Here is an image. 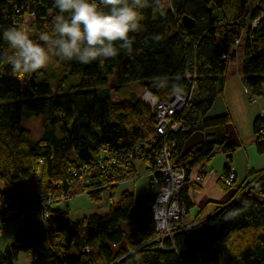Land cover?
Instances as JSON below:
<instances>
[{"label": "trees", "instance_id": "1", "mask_svg": "<svg viewBox=\"0 0 264 264\" xmlns=\"http://www.w3.org/2000/svg\"><path fill=\"white\" fill-rule=\"evenodd\" d=\"M170 2L169 9L160 0L162 7L140 10L143 30L130 33L135 37L131 55L121 51L114 58L87 65L52 56L60 65L81 72V82L71 92L53 95L49 83L36 81L32 74H14L0 61V205L8 202L9 220L21 217L14 242L0 248V264H14L20 251L30 252V264H132L130 254L137 251L142 264H264V168L249 171L231 199L214 213L197 215L194 225L161 242L155 240L152 209L157 193L137 196L126 188L114 201L118 186L136 176L135 159L147 161L148 170L154 167L148 157L156 144L144 147L143 141H162L153 109L142 98L144 91L163 100L173 94L171 84L179 83L190 93L188 106L175 116L189 130L171 135L178 140L172 160L210 161L226 152L222 174L232 167V151L239 145L227 141L230 114L209 113L224 92L227 70L241 44L242 83L253 98H264V0ZM57 13L53 0H0V50L7 49L2 39L5 28L22 29L31 14L35 31L30 36L38 41L42 31L51 29ZM114 73L117 81L109 83ZM160 79H166L168 86H154ZM133 83L137 85L132 87ZM113 90L119 95L127 90L128 98L113 101ZM261 115L253 122L259 151L264 150ZM196 130L204 131L206 138L183 157V143ZM117 153L123 158L114 157ZM124 160H130L129 170L121 165ZM252 174L257 176L248 181ZM28 176L35 180L32 199L21 191L13 195L16 182ZM219 180L227 188L234 187L237 174L232 185ZM188 181L181 194L187 211L192 208ZM75 183L96 201L109 191V212L73 220L69 207L57 208V203L70 197ZM243 201L248 202L247 209L237 219L225 221L224 214L240 208ZM8 222L0 221V232L6 231ZM124 223L132 226L135 238Z\"/></svg>", "mask_w": 264, "mask_h": 264}, {"label": "rangeland", "instance_id": "2", "mask_svg": "<svg viewBox=\"0 0 264 264\" xmlns=\"http://www.w3.org/2000/svg\"><path fill=\"white\" fill-rule=\"evenodd\" d=\"M162 1L164 3L165 9H169L171 7L170 0ZM33 22L34 17L31 14H28L22 26V29L28 32L30 35H33L35 31L33 28H31V24ZM243 57L244 47L243 44H241L237 46L236 59L230 64L227 70L224 92L219 94L209 114H217L215 112H218V108L222 105L225 107L222 112H228L230 114L231 122L228 124L227 141L239 145L234 151H232L231 165L239 175L244 176L246 173V176H248L249 171H257L264 168V150L259 151L257 148V135L255 134L253 127L255 117L260 116L262 114L261 112H263L264 115V98H253L242 84L239 76L241 74L240 65ZM32 75L38 82L44 81L49 83L52 87L53 95L71 92L73 87L79 85L82 79L81 72H73L70 67L62 66L51 58L45 68L32 73ZM108 81L109 83H116V73L109 76ZM136 85L137 83H133L132 87H135ZM137 90L138 92L143 93V89L141 87L138 86ZM127 94V90L123 91L121 95L113 90L111 92V98L115 102H122L125 98H128ZM227 159L226 152H219L215 154L212 160L208 162V166L209 168H213L221 174L224 170L225 164L228 161ZM135 160L136 161L134 165L137 170L136 176L128 178V180H125L121 185L118 186L113 197L114 201L120 198L121 192L126 188L133 191L137 196L143 195L145 193L151 194V192L154 191V188L150 182V180L153 178L151 175H148L147 168L149 164L144 159ZM256 176V174H252L248 181H251ZM241 182L242 180L239 181L238 185H240ZM35 189V180L33 176H28L16 182V191L13 192V195H15L17 191H21L26 199L31 200L32 195L35 193ZM70 192V197L66 201H61L55 206L57 208L63 209L69 207L71 210L70 216L73 220H80L84 216H87L91 213L105 215L109 212L111 206V196L109 191L103 193L102 199L100 201L92 200L88 195L81 192V188L77 183H75L70 189ZM193 212L194 210H192L189 215H192ZM193 224L194 223L192 222L188 225ZM20 228L21 217L20 215H15L11 220H9L6 231L0 232L1 249L5 248L7 244L14 242V235ZM124 228L131 232V235H133L132 237L135 238L131 225L124 223ZM170 233L172 234V232ZM158 241L161 242V240ZM30 263V252L27 251H20L18 258L14 261V264Z\"/></svg>", "mask_w": 264, "mask_h": 264}, {"label": "clouds", "instance_id": "3", "mask_svg": "<svg viewBox=\"0 0 264 264\" xmlns=\"http://www.w3.org/2000/svg\"><path fill=\"white\" fill-rule=\"evenodd\" d=\"M152 5L162 7L160 0H53L58 13L52 18L51 29L42 31L38 41L16 26L3 30L7 49L0 50V61L9 65L14 74L28 75L45 68L52 56L87 65L114 58L121 51L131 55L135 37L130 33L143 30L140 10ZM154 86L166 87L168 81H154ZM170 87L173 94H183L179 83ZM247 207L248 202L243 201L240 208L226 212L224 220L237 219ZM130 255L132 264H142L138 251Z\"/></svg>", "mask_w": 264, "mask_h": 264}, {"label": "built area", "instance_id": "4", "mask_svg": "<svg viewBox=\"0 0 264 264\" xmlns=\"http://www.w3.org/2000/svg\"><path fill=\"white\" fill-rule=\"evenodd\" d=\"M256 24L257 20L254 22V26ZM187 77L191 79L192 75L188 73ZM142 98L153 109L155 130L159 137L162 138L161 142L151 138L142 143L144 147L149 144H156L152 147L148 157V159L152 158L154 160V167L148 170V175L153 178V180L151 179L152 187L155 186V183L159 186L154 192L157 195L152 208L158 234L155 240L158 241L173 236L178 229L192 226L184 223V217L188 211L186 204L181 198L182 191L189 177L193 175L195 181L199 183L205 175H214L216 171L212 168H206L205 163L207 160L205 158L188 159L179 163H174L172 160V154L177 148L178 140L171 137V135H177L180 131L187 132L189 130V127L179 118H175V116L178 113H182L188 106L191 98L190 93L183 91L182 95L172 94L168 98L160 100L154 93L144 91ZM141 154L142 150L138 148V155ZM114 157L123 158L120 153L114 154ZM112 161L115 162V160ZM130 164V160H124L121 165L129 170ZM235 177L236 172L232 166L219 179L226 185H232ZM1 211H3L2 214ZM10 215L8 202L2 201L0 205V221L2 220L3 225H6Z\"/></svg>", "mask_w": 264, "mask_h": 264}, {"label": "crops", "instance_id": "5", "mask_svg": "<svg viewBox=\"0 0 264 264\" xmlns=\"http://www.w3.org/2000/svg\"><path fill=\"white\" fill-rule=\"evenodd\" d=\"M239 78L241 79V76H239ZM223 106L224 105L219 107L218 112L215 113L217 114L223 113L222 111L225 109V107ZM212 115H216V114H212ZM208 162L209 161H206L205 163L207 169H209ZM222 173L220 174L219 172L216 171V174L214 175H205L203 180L199 183L195 181L193 175H191V177L188 179L189 181L187 183L188 186L186 188V191H187L188 200L192 204V208L188 209V212L184 217L185 224H190L194 222L197 215H199L200 217H206L214 213L219 205L231 199L236 188L239 186L238 185L239 181L242 180L241 182L242 184L247 177L246 173L243 176V175H239L238 172L236 171L237 174L236 185L234 187L227 188L219 180ZM152 180H150V182H152ZM154 185H155L153 187L154 191L151 193H154L157 190L158 187L157 183H155ZM192 210H194L193 214L189 215V213Z\"/></svg>", "mask_w": 264, "mask_h": 264}, {"label": "water", "instance_id": "6", "mask_svg": "<svg viewBox=\"0 0 264 264\" xmlns=\"http://www.w3.org/2000/svg\"><path fill=\"white\" fill-rule=\"evenodd\" d=\"M185 21H187V24L190 23V21L188 19L186 20V18ZM205 138L206 135L202 130H196L192 132L183 143L181 155L186 157L194 148L199 146L205 140Z\"/></svg>", "mask_w": 264, "mask_h": 264}]
</instances>
